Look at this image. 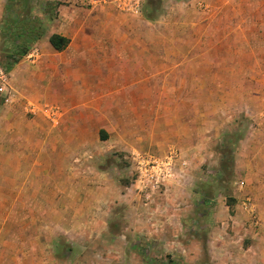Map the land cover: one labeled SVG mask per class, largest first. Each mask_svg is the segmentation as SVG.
<instances>
[{"label": "rangeland", "instance_id": "374dc122", "mask_svg": "<svg viewBox=\"0 0 264 264\" xmlns=\"http://www.w3.org/2000/svg\"><path fill=\"white\" fill-rule=\"evenodd\" d=\"M45 1L16 3L11 31L1 19L7 73L39 58L57 17ZM101 5L130 29L108 33L99 18L88 46L145 42V58L83 62L26 118L20 104L1 112L0 264H225L227 249L255 264L261 246L245 224L259 219L248 171L264 164V0ZM26 21L42 34L20 57ZM8 80L16 102L24 84Z\"/></svg>", "mask_w": 264, "mask_h": 264}, {"label": "crops", "instance_id": "0c3cea01", "mask_svg": "<svg viewBox=\"0 0 264 264\" xmlns=\"http://www.w3.org/2000/svg\"><path fill=\"white\" fill-rule=\"evenodd\" d=\"M8 1L9 0H0V21L3 19L4 15L7 14ZM45 4L47 6V9H44L45 16H49L50 13L48 11L50 7L55 5L57 8V17L48 22L45 43H43V48L40 50V55L36 62L21 61L8 71L10 80L18 77L24 84V89L16 95L12 92L16 97V102L12 99L11 102L0 106L1 125L3 121L1 120V112H3V110H6L12 115L17 110L19 104L23 105L25 106V111H23V113L26 118V114L29 110L28 103L33 101L35 96L40 97L45 93L44 91L47 92L52 87L53 82H64L66 79L70 78V75H72L70 73H73V67L78 64L83 62H86V64H97L98 61L99 63L106 64L108 59H115V57L121 59L125 65L131 62L130 58H136L139 64V59L145 58V53L141 54L138 52L140 45L143 48L146 47L145 42H115L116 47L113 48L111 54H108V51L105 52L104 47L88 46L87 41L89 37L87 33L90 31L89 26L91 23L95 24V20L99 18L101 21L107 22V24L101 23V25H103V27L108 26L106 30L108 33L117 32L118 28L123 32L130 29V26H116L110 24L112 21H116V17H114V14L111 15L103 10L105 8L101 5V0H58V2H52V4L50 0H46ZM82 4L87 6L91 5V7L89 9L81 7ZM118 16L117 19L121 17ZM49 19L50 18H48V20ZM94 27L96 28L97 25H94ZM53 34H58L68 39V45L64 50L57 51L51 45L49 39ZM160 43L159 41H154L149 44L151 46H157L160 45ZM134 44H137L138 47L133 46ZM111 62L113 63V61ZM81 72L83 74L88 73L82 70ZM9 118H11V116ZM5 125L11 129L14 128L16 124L14 121L7 120ZM248 172L252 174L251 176L256 178V180H254L255 184L250 187L249 192L252 193L251 198L259 210V219L256 226H253V223L245 224V229L247 233H252V237L257 238L260 242L261 248L257 253L259 261L257 260L255 264H264V164H258L255 169H250ZM220 239L223 240L224 238L221 237ZM226 253L225 257H227V259L225 260V264H237L240 257L237 251L227 249Z\"/></svg>", "mask_w": 264, "mask_h": 264}, {"label": "trees", "instance_id": "16d2710c", "mask_svg": "<svg viewBox=\"0 0 264 264\" xmlns=\"http://www.w3.org/2000/svg\"><path fill=\"white\" fill-rule=\"evenodd\" d=\"M26 0H9L8 5H7V18L8 20V26H7V30L11 31L13 29V27H15V25H13V23L15 22V20H12V15L11 12L13 9H15L16 7H19L16 3H22L25 2ZM32 23H30L29 21H26L24 23L20 24V28L16 27L18 34L17 36L22 38L23 42L20 45V50H19V54L20 57L24 56L27 51L29 50V48L32 46V44L34 43V41L39 38L42 34V31L39 30V28H37V26H31ZM22 28V30H21ZM20 29V30H19ZM24 36H26V38L24 39ZM51 45L57 50V51H62L64 50L67 45H68V39L58 35V34H53L50 39H49ZM161 264V263H159Z\"/></svg>", "mask_w": 264, "mask_h": 264}, {"label": "built area", "instance_id": "2783aa9c", "mask_svg": "<svg viewBox=\"0 0 264 264\" xmlns=\"http://www.w3.org/2000/svg\"><path fill=\"white\" fill-rule=\"evenodd\" d=\"M118 6L127 12H133L137 13L141 9V3L142 0H114ZM36 55H38L37 49H32L29 53L28 57L30 59L34 58ZM8 73L0 67V96L4 97V101L6 103L11 102L12 100V94L8 89ZM158 182V180H156Z\"/></svg>", "mask_w": 264, "mask_h": 264}]
</instances>
